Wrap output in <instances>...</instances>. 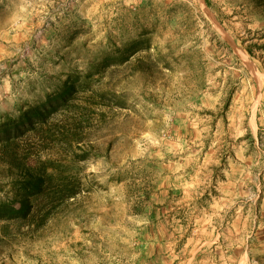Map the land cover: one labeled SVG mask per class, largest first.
Returning a JSON list of instances; mask_svg holds the SVG:
<instances>
[{
  "label": "rangeland",
  "instance_id": "374dc122",
  "mask_svg": "<svg viewBox=\"0 0 264 264\" xmlns=\"http://www.w3.org/2000/svg\"><path fill=\"white\" fill-rule=\"evenodd\" d=\"M69 77L81 193L0 221V264H264V0H0V121Z\"/></svg>",
  "mask_w": 264,
  "mask_h": 264
},
{
  "label": "trees",
  "instance_id": "16d2710c",
  "mask_svg": "<svg viewBox=\"0 0 264 264\" xmlns=\"http://www.w3.org/2000/svg\"><path fill=\"white\" fill-rule=\"evenodd\" d=\"M86 78L78 84L69 77L61 89L45 94L42 100L19 108L16 116H6L0 121V142L4 145L12 146L20 138L32 144L30 154L21 155L19 163L23 169L20 168L16 174L18 179L13 182L12 190L19 197V205L15 206V201L0 199L1 222L30 219L33 224L45 223L51 211L81 193V183L72 174L70 165L86 161L92 152L82 151L78 155L72 151L80 144L75 127L80 130L88 126L92 118H88L86 112L97 105L90 96L81 106L73 101L79 89L88 87ZM59 148L63 149L62 155ZM3 155L8 162L18 160L11 153Z\"/></svg>",
  "mask_w": 264,
  "mask_h": 264
}]
</instances>
